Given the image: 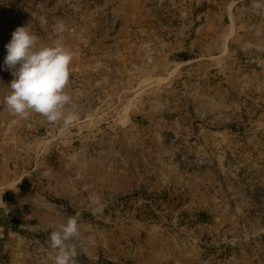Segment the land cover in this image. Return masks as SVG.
<instances>
[{
  "label": "rangeland",
  "instance_id": "1",
  "mask_svg": "<svg viewBox=\"0 0 264 264\" xmlns=\"http://www.w3.org/2000/svg\"><path fill=\"white\" fill-rule=\"evenodd\" d=\"M58 21L68 129L3 104L13 31L51 44ZM0 190V264H54L77 213L75 264H264V0H0Z\"/></svg>",
  "mask_w": 264,
  "mask_h": 264
},
{
  "label": "clouds",
  "instance_id": "2",
  "mask_svg": "<svg viewBox=\"0 0 264 264\" xmlns=\"http://www.w3.org/2000/svg\"><path fill=\"white\" fill-rule=\"evenodd\" d=\"M65 31L63 22L58 21L54 25L57 38L51 44L41 42L28 25L13 31L5 45L4 59L5 70L13 79L3 100L11 115L26 120L37 114L49 125L65 129L79 121V112L72 107L73 97L68 91L75 53L65 42ZM90 202L99 205L100 198L90 197ZM79 216L77 213L68 217L51 231L49 244L54 264H75L78 252L74 241L80 236Z\"/></svg>",
  "mask_w": 264,
  "mask_h": 264
},
{
  "label": "crops",
  "instance_id": "3",
  "mask_svg": "<svg viewBox=\"0 0 264 264\" xmlns=\"http://www.w3.org/2000/svg\"><path fill=\"white\" fill-rule=\"evenodd\" d=\"M229 18H231L230 13H229ZM233 33H234V31L230 32L229 38H230V36H232ZM203 50H207L209 52H213V51H211V50H213L212 48L204 47ZM215 55H216V53H215ZM216 56L218 57V56H220V54H217ZM187 60H189V58ZM2 191L6 192V190H0V205H1V203H4V195H3ZM198 235L200 236V238L197 237V240L199 239L200 242L203 239H205V237H206L202 233H198ZM150 246L153 247V250L158 251V252L161 251V248H162V245H160V242H158V240L156 242H153V241L150 242ZM174 247L175 246H173V244H172L171 245V249H172L173 253L176 250L175 248H178V247H175V248ZM123 252H124V250H123ZM177 253L179 254V256L181 255V251L179 252V250H177ZM174 254H176V253H174ZM191 256H193V253L191 254ZM188 263L189 264H194V261H193V259L191 257L188 258V259L186 257L184 262H182V261L179 260V257H175V256L174 257L173 256H168L167 260H164V259H162L160 257L152 256L151 253L150 254H145V253H141V252L135 253L132 256H129V255L125 256L124 255V256H120V257L117 256V258H116V264H188Z\"/></svg>",
  "mask_w": 264,
  "mask_h": 264
},
{
  "label": "built area",
  "instance_id": "4",
  "mask_svg": "<svg viewBox=\"0 0 264 264\" xmlns=\"http://www.w3.org/2000/svg\"><path fill=\"white\" fill-rule=\"evenodd\" d=\"M218 239H219V243H224L229 240V238L226 237V235L218 236Z\"/></svg>",
  "mask_w": 264,
  "mask_h": 264
}]
</instances>
